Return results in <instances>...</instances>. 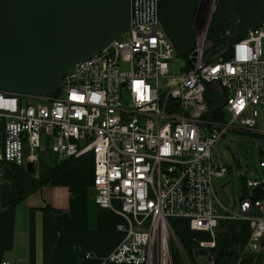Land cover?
<instances>
[{
  "label": "built area",
  "instance_id": "2783aa9c",
  "mask_svg": "<svg viewBox=\"0 0 264 264\" xmlns=\"http://www.w3.org/2000/svg\"><path fill=\"white\" fill-rule=\"evenodd\" d=\"M213 2L197 6L191 66L181 55L183 65L175 73L169 64L176 49L158 22L148 20L135 22L75 63L51 95L0 91V170L4 162H34L47 150L59 161L91 155L94 202L122 218L116 227L123 238L106 261L167 264L179 231L170 218L206 235L187 237L203 251L198 264H215L213 228L220 221L247 223L239 257L262 250L264 21L231 41L226 30L219 31L225 43L215 44L208 36ZM211 83L223 97L215 108L206 94ZM220 107L229 112L228 121L217 117ZM228 128L252 130L260 140V176H241L245 194L230 208L217 200L212 186V178L227 171L213 146Z\"/></svg>",
  "mask_w": 264,
  "mask_h": 264
},
{
  "label": "water",
  "instance_id": "95a60500",
  "mask_svg": "<svg viewBox=\"0 0 264 264\" xmlns=\"http://www.w3.org/2000/svg\"><path fill=\"white\" fill-rule=\"evenodd\" d=\"M202 2L206 0H0V91L31 97L55 93L68 69L139 21L156 20L191 66L193 18ZM263 21L264 0L213 2L211 24L226 30L229 38ZM23 167L34 171L29 159Z\"/></svg>",
  "mask_w": 264,
  "mask_h": 264
},
{
  "label": "crops",
  "instance_id": "0c3cea01",
  "mask_svg": "<svg viewBox=\"0 0 264 264\" xmlns=\"http://www.w3.org/2000/svg\"><path fill=\"white\" fill-rule=\"evenodd\" d=\"M36 161V170L28 174L38 184L10 203L11 170L18 165H1L0 260L9 264H119L106 261L105 256L123 238V231L116 227L122 218L94 202L91 155L71 158L44 179L59 160L48 151ZM241 182L240 178L237 198ZM214 208L220 211L221 207L214 202ZM240 231L241 238L234 237ZM226 233L230 241L241 245L248 234L247 223L227 221Z\"/></svg>",
  "mask_w": 264,
  "mask_h": 264
},
{
  "label": "rangeland",
  "instance_id": "374dc122",
  "mask_svg": "<svg viewBox=\"0 0 264 264\" xmlns=\"http://www.w3.org/2000/svg\"><path fill=\"white\" fill-rule=\"evenodd\" d=\"M222 43H225V41H222ZM120 60L121 65L124 66L126 64V58L121 57ZM181 65H183V59L179 53H176V59L169 64V71L175 73L178 71L177 67ZM216 87L218 86L214 83L210 84L207 88V98L212 99L215 96L218 103H221L223 99L222 93L220 88L216 90ZM59 94L61 93L59 92ZM217 117L228 121L230 114L224 107H220L217 110ZM257 128H261V123H257ZM259 143V136L256 132L237 128L225 129L223 135L214 143L213 153L221 158L223 164L227 167V171L220 177H213L212 185L218 200L227 208L233 207L234 200H236L239 194L240 176L253 179H258L260 176V167L257 164L259 158ZM45 153L38 154V157ZM36 160L34 161V171L36 170ZM170 220L176 228H179V231H176L178 238L176 242L172 240L170 242V255L167 264H198L201 257L200 253H203V251L199 252V248H196L197 244H191L187 240V237L206 238V235L195 230H188L186 222L183 219L170 218ZM223 228L226 230V223L220 226V230ZM216 229L217 227L213 228L214 233ZM227 230L229 232L228 227ZM242 234L240 231L234 237L241 238ZM231 236L233 237V234ZM233 243L239 245L238 242L233 241ZM245 255L239 257L240 255L236 253L233 264L237 260H250V258L251 261H256L257 264H264V242L262 250L256 256L251 257Z\"/></svg>",
  "mask_w": 264,
  "mask_h": 264
},
{
  "label": "trees",
  "instance_id": "16d2710c",
  "mask_svg": "<svg viewBox=\"0 0 264 264\" xmlns=\"http://www.w3.org/2000/svg\"><path fill=\"white\" fill-rule=\"evenodd\" d=\"M219 31L215 30L213 26L210 24L208 27V36L214 40L215 44L221 43L222 41H225L226 36H219ZM240 35L236 34L234 37L229 38L228 40L231 41L235 38H239ZM208 105L210 108H215L219 105L217 99L215 96L212 97V99H208ZM71 158L60 160L57 165H55L52 169H50L42 178L49 177L53 175L55 172H57L61 167H63ZM17 167V166H15ZM241 180L242 177L240 176ZM41 180V179H39ZM34 184H38L36 179H33L30 177L28 172L24 170L23 167H20L18 165L17 168H14L11 170V179H10V197L7 200V203L13 202L16 199L20 198V196L31 186ZM242 185V182H241ZM241 192V196L245 194L243 191ZM226 221H220L217 225V229L215 232V246L213 247L214 257H215V264H233L234 262V256L236 253H238L240 245H236L235 243L231 242L228 238V235L226 233V230L221 229L220 226L222 224H225ZM177 237V235H176ZM178 239V238H177ZM252 254H246L245 256H256ZM244 263H254L257 264L256 261L253 262L250 260H241Z\"/></svg>",
  "mask_w": 264,
  "mask_h": 264
}]
</instances>
